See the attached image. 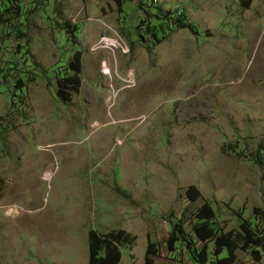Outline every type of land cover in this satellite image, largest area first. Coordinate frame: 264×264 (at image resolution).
<instances>
[{
  "label": "rangeland",
  "instance_id": "rangeland-1",
  "mask_svg": "<svg viewBox=\"0 0 264 264\" xmlns=\"http://www.w3.org/2000/svg\"><path fill=\"white\" fill-rule=\"evenodd\" d=\"M2 4L0 68L15 62L9 78L25 87L15 98L0 83V221L13 244L0 264H87L91 228L136 236L119 264H143L149 240L157 264H210L166 243L191 242L206 203L220 233L252 218L264 234V166L251 157L264 143V0ZM174 11L197 33L157 41L148 20ZM78 50L79 92L59 100L57 75ZM245 244L231 264H264V248Z\"/></svg>",
  "mask_w": 264,
  "mask_h": 264
},
{
  "label": "trees",
  "instance_id": "trees-1",
  "mask_svg": "<svg viewBox=\"0 0 264 264\" xmlns=\"http://www.w3.org/2000/svg\"><path fill=\"white\" fill-rule=\"evenodd\" d=\"M18 0H3L1 9L9 12L13 10L16 5L13 4ZM242 3L247 5L251 0H241ZM3 7V8H2ZM20 7L18 4L17 8ZM169 16L165 19L167 24H157L147 22L146 30L155 36L157 41H161V33H167L168 29H194L192 22L188 20L186 14L183 11L168 12ZM150 17V16H148ZM144 21V20H142ZM77 27V24H75ZM78 29V28H77ZM69 37L71 40L77 36L75 31L69 30ZM9 64H13L7 68H0V83H2L7 92H11L15 98H22L24 95L25 83L21 76H13V79L9 78L11 69H14L15 62L9 61ZM82 73V53L76 51L70 58L69 63L63 70V76L57 75L58 88L56 95L59 100H69L74 93H78L81 85L80 75ZM13 81V84H11ZM235 152L238 156L243 155L242 150L235 148ZM251 157L255 164L264 166V143H259L257 150L251 154ZM188 198L196 200L200 194L199 190L195 186H191L187 190ZM197 220L192 226L191 234L194 235L191 242L185 238H181L179 235L170 238L166 243L168 247L175 248V242L187 244L189 248V254L195 261L209 262L210 264H231L234 257V252L240 247H244L245 243H250V246L264 248V234L259 233L256 229V220L252 218L244 219L241 222L242 232L220 233V228L214 219V208L211 203H206L201 206L196 214ZM176 232V231H175ZM136 240V236L130 234L124 229H112L108 232L102 233L98 230L91 228L88 232V253L89 259L87 264H119L121 262L124 246L132 245ZM214 241V249L208 248V241ZM201 243V246L198 245ZM160 249L157 242L148 241L143 264H157L155 257L158 255ZM196 254L198 256H196Z\"/></svg>",
  "mask_w": 264,
  "mask_h": 264
},
{
  "label": "crops",
  "instance_id": "crops-1",
  "mask_svg": "<svg viewBox=\"0 0 264 264\" xmlns=\"http://www.w3.org/2000/svg\"><path fill=\"white\" fill-rule=\"evenodd\" d=\"M6 226L7 225H6V222L5 221H0V237L3 234L4 242H6V244L0 243V251H2V253H3V251L4 252H10V248L13 245L12 243H9L8 244V242H7V237H9L10 234L7 233L6 228L4 229V227H6ZM9 239H11V238H9ZM25 257L28 258V256H25ZM6 258L12 259L13 257L11 255H9Z\"/></svg>",
  "mask_w": 264,
  "mask_h": 264
}]
</instances>
